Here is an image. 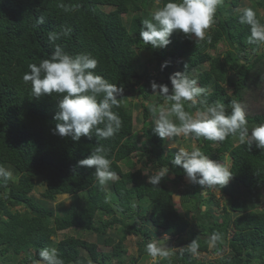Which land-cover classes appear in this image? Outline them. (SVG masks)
Instances as JSON below:
<instances>
[{
  "label": "trees",
  "instance_id": "1",
  "mask_svg": "<svg viewBox=\"0 0 264 264\" xmlns=\"http://www.w3.org/2000/svg\"><path fill=\"white\" fill-rule=\"evenodd\" d=\"M166 2L0 0V163L10 164L17 177L0 179V264H11L19 256L23 259L15 264L40 262L39 252L46 247L57 248L65 264H90L82 257V249L93 263L125 264L129 259L125 246L129 235L143 238L145 248L141 253L147 254L146 245L152 232L139 224L145 219L144 213L156 230L171 235L175 241L168 248L172 255L158 258V264H203L187 251L193 239L199 242V253H220L227 246L231 249L222 263L212 264H264V209L259 208L264 200V150L255 144H240L238 137L208 141L191 135L210 159L215 157L214 150L217 155L229 156L232 186L224 185L223 189L233 203L213 212L211 206H218L219 202L203 199L210 187L189 182L181 190V203L187 208L181 212L173 196L186 174L182 167L172 164L177 149L168 153L164 139L148 127L152 111L145 103L153 81L167 84L171 91V64L182 60L185 74L207 90L196 105L185 102L186 110L193 114L202 110L204 104L200 100H203L207 105L223 103L230 114L234 100L243 105L249 89L261 88L264 48L248 42L250 26L240 23L243 10H236L242 0H223L218 5L205 39L196 40L182 31H174L166 47L153 48L140 37L142 21L151 19V13ZM255 4L264 8V0H256ZM257 19L262 23L258 14ZM65 29L70 30L68 35L63 34ZM50 33L58 34L59 38L50 41ZM56 45L73 56L90 53L98 60L94 71L123 88L118 97L120 106L113 108L122 124L113 137L105 140L93 132L91 137L81 136L77 142L53 134L58 123L54 115L62 94L36 98L32 96L31 83H25L23 76L30 72V64L39 65L43 59H49ZM220 45L228 48L219 50ZM165 61L168 66L161 69ZM153 63L163 74L160 77L151 73ZM135 92H140L143 98L141 130L135 129L133 111L123 98ZM163 100L158 95V103ZM246 117L250 130L264 123L263 115L246 114ZM101 145L118 177L104 186L98 184L94 167H80L77 163ZM134 157L144 167L167 168L168 174L158 186L148 184L144 167H138L132 161ZM119 163L134 170L123 171ZM167 181L175 187L165 188ZM40 182L45 188L43 199L51 202L68 194L74 196L75 203L62 215H56L35 196V187ZM244 191L250 201L243 199ZM203 204L207 206L205 209ZM72 228L76 235L55 239L59 231ZM113 231L119 235L110 234ZM90 232L105 236L103 244L110 249H101V244L83 237L82 234ZM213 233L221 235L214 246L210 243ZM130 261L136 263L138 259L133 257Z\"/></svg>",
  "mask_w": 264,
  "mask_h": 264
},
{
  "label": "clouds",
  "instance_id": "2",
  "mask_svg": "<svg viewBox=\"0 0 264 264\" xmlns=\"http://www.w3.org/2000/svg\"><path fill=\"white\" fill-rule=\"evenodd\" d=\"M222 2L223 0H167L162 7L151 13V19L142 21L140 37L153 48L166 47L171 42L170 36L174 31H182L194 36L196 40H203L206 30L214 23L217 7ZM40 22L43 23V17ZM240 23L250 26V44L264 45V23L257 19L254 9L245 8L240 16ZM69 31L65 29L63 34L68 35ZM58 38L56 33L49 34L50 41ZM168 63L163 62L161 68L167 67ZM97 65L98 60L90 53L73 56L66 53L60 45H56L49 59H43L39 65H29L30 72L24 74L23 80L31 83L32 96L39 98L45 94H62L57 105L58 111L54 115V119L58 121L53 130L54 135L70 137L78 142L81 136L91 137L93 132L96 137L105 140L119 132L122 121L113 108L120 106L118 97L122 95L123 88L109 83L97 74L94 71ZM169 79L171 91L167 84L155 81L151 83L153 92L164 99L162 105L151 109L155 114L152 131L161 139L194 135L196 139L202 137L208 141H224L233 136L238 137L240 144H255L256 148L264 150V124L253 126L250 130L246 111L241 103L234 100L231 113L228 114L223 103L207 105L200 100L204 107L193 114L186 110L185 102L196 105L198 98L207 95V90L198 86L197 81L189 78L184 71L171 74ZM132 161L139 167L138 157H134ZM77 163L80 167H94L95 178L100 186L118 179L117 174L111 170V160L102 145ZM172 164L182 167L191 183L206 187L222 188L233 176L227 166L210 159L195 145L191 151L181 148ZM119 165L123 171L134 170L124 163ZM167 174V168L159 170L148 177V184L158 186ZM12 176V171L0 166V179L8 181ZM220 239V233H213L211 245L214 246ZM199 247L198 240L193 239L187 245V251L198 256ZM146 251L153 264H158V258H169L172 255L167 247L156 241L149 242ZM39 257L41 264H65L55 247L42 249Z\"/></svg>",
  "mask_w": 264,
  "mask_h": 264
},
{
  "label": "rangeland",
  "instance_id": "3",
  "mask_svg": "<svg viewBox=\"0 0 264 264\" xmlns=\"http://www.w3.org/2000/svg\"><path fill=\"white\" fill-rule=\"evenodd\" d=\"M255 2H256V0H242L240 6L238 8H236V10L238 11V10H244L245 8H252L256 11V13L260 17H262V19H263L262 23H264V8L256 5ZM223 48L227 49L228 47L226 45H225V47L223 45L219 46V50H221ZM262 48H264V45H262ZM219 50H217V51H219ZM155 64L156 63L152 64V66L150 67V71L153 75L160 77L163 74H161L158 71V69H155L156 68ZM203 68L204 69L208 68V64H205ZM183 70H184V61L177 60L171 64V69L169 70V74L171 75L177 71L182 72ZM162 79L165 80V77L163 76ZM149 87H150V90L148 93V100L145 101V103L151 110L153 107H157L159 105H162L164 103V100L162 103H158V94L153 92V90L151 88V83L149 84ZM229 93L230 94L233 93L231 89H229ZM123 98L125 99L124 100L125 105L128 107H131V109L133 111L135 129L141 130V128L143 127V121L141 118L142 117L141 103L143 102V98H142L141 93L140 92L127 93L126 95L123 96ZM244 100L245 101H244L243 107L245 108L246 114H251V115L260 114V115L264 116V82L261 84V88H259L257 86V87L249 89L245 93ZM154 115L155 114L153 112H151V114L148 117V122H149L148 127L150 126L151 129H152V125H153ZM262 124H264V123H262ZM140 139H142V137ZM193 145H195L197 147V142L192 138L191 135H189L187 137H185V136L173 137L171 139L164 138V146H165L168 153L173 152L175 149H177V152H178L181 148H184L186 150L191 151ZM214 154H215V157L213 160L221 162L229 168L231 160L227 154L224 156H222V154L217 155L215 150H214ZM138 165H139V167H143V163L139 162ZM0 166L5 167V168L9 169L10 171H12V173H13L12 177L14 179L17 178L16 177V170L10 164L0 163ZM124 170H127V168L124 167ZM159 170L160 169H156L152 165H150L148 167H144V176L146 177V180L148 181V177L155 174ZM171 177H173V175H171ZM189 182L190 181L187 179V177H185V179H183L182 183L177 187L173 186V183L170 181L166 182V184L168 185L167 187L163 186L167 189L175 187L176 190H175L174 196H173L174 202H175V206H176L177 210H179L181 212H186V209H187L186 206L181 203V194H182L181 190H182V187L184 186V184H187ZM231 184L232 183H231V179H230V181L225 186L226 187L232 186ZM235 188H238V186L236 185ZM44 189L45 188L41 182L39 184H37L35 187V196L39 202L46 205L47 207L52 208L56 215H62L63 212L72 203H75L74 196L68 195V194L58 196L55 201H51V202L47 201V200L43 199L41 196L42 192H44ZM242 190L243 189L240 188L239 192H241ZM203 199H208V200L219 202L218 206L216 204L215 205L213 204L211 206V209L213 210V212H215L216 208L222 207L224 205L229 206L233 203V198H231L229 196V194L226 191H224L223 187L221 188L220 186H214V187L208 188L204 194ZM243 199L250 201V196L246 195L245 191L243 193ZM77 202L78 201L76 200V203ZM248 204H249V202H248ZM202 208L205 209L206 205H204ZM259 208L264 209V200L259 203ZM143 216L145 217V219L141 220L139 224L148 228L152 232V238L150 239V241L147 242V244L149 242L156 241V242H158V244L163 245L167 248H170L172 245L175 244V241L172 240L171 235L163 232L162 230L161 231L156 230V227L154 226L153 222L149 219L147 213H144ZM188 216H190V214H188ZM76 234H77V231L75 229H73V228L67 229L64 231H59V233H58V235H56L55 239L59 240V238H62L64 235H76ZM110 234H114L115 236H118L119 232L113 231ZM82 235L88 241L97 242V243L101 244L100 245L101 249H104V250L110 249V247L105 246L103 244L105 236H100L98 234L91 233V232L85 233ZM125 246L128 249L127 256L129 257V259L126 260L125 264H140L139 263L140 261H142V262L144 261L146 264H153L152 258L148 254H142L141 253V250L143 248H145V244L143 243L142 237L136 236V235H129L125 241ZM230 253H231V249H229V247L227 246L223 252L221 251L220 253H218V252L210 251L208 253H199L198 256H194V257L199 258V260L203 264L222 263V259L225 256H229ZM82 257L85 260L89 261L90 264H96L90 260L87 252L84 249H82ZM133 257L138 259V261L136 263L133 261L132 262L130 261V258H133ZM21 259H23V257L19 256L11 264H15L18 260H21ZM34 264H41V262H37Z\"/></svg>",
  "mask_w": 264,
  "mask_h": 264
}]
</instances>
